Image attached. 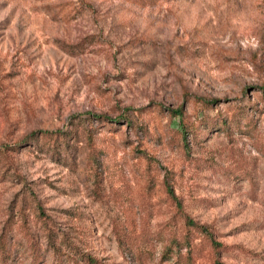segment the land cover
<instances>
[{"label":"rangeland","instance_id":"1","mask_svg":"<svg viewBox=\"0 0 264 264\" xmlns=\"http://www.w3.org/2000/svg\"><path fill=\"white\" fill-rule=\"evenodd\" d=\"M182 215L222 264H264V0H0L5 264H52L62 237L101 264H172ZM195 257L214 263L207 240Z\"/></svg>","mask_w":264,"mask_h":264},{"label":"trees","instance_id":"2","mask_svg":"<svg viewBox=\"0 0 264 264\" xmlns=\"http://www.w3.org/2000/svg\"><path fill=\"white\" fill-rule=\"evenodd\" d=\"M248 110V107H247ZM248 125H250L251 118L248 117V113L245 111ZM109 121V118H106ZM129 122V120H127ZM133 125V124H132ZM54 133H43L44 140L53 141ZM69 136V135H68ZM68 136H66L63 140L59 139V137L55 139L54 143L62 144L65 142L67 145L69 144L67 140ZM92 139H90L91 151L87 159L88 165L94 172L96 177V184H99L103 179L101 178L102 172V164L99 160L97 150L92 145ZM167 193L171 199H176V195L172 186L168 183L165 184ZM182 224L180 227L174 226V230L161 238L163 242V255L162 261L172 260V264H196L195 253L201 245L207 240L213 253L215 255L213 264H222L220 261V257L222 252H226L229 248L225 245L220 244L214 239L212 231L205 224H200L199 222L194 221L191 217L187 215H182ZM50 237H55V232H49ZM201 235L204 236L205 240L201 238ZM119 241L121 244H128L127 237L125 232L119 234ZM200 239V242L198 241ZM52 250V251H51ZM53 255L52 264H101L98 259L93 258L88 253L81 251L78 247H75L71 242L67 240V238L62 237L59 241V244L53 243L52 248L50 249ZM2 255V262L5 264L8 261V256L5 252L0 251V257ZM37 259L40 257L37 255ZM40 260H38V263Z\"/></svg>","mask_w":264,"mask_h":264}]
</instances>
